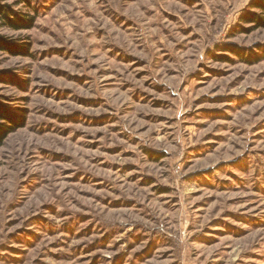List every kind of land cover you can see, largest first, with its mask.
I'll use <instances>...</instances> for the list:
<instances>
[{
  "label": "rangeland",
  "instance_id": "rangeland-1",
  "mask_svg": "<svg viewBox=\"0 0 264 264\" xmlns=\"http://www.w3.org/2000/svg\"><path fill=\"white\" fill-rule=\"evenodd\" d=\"M1 127L0 264H264V0H0Z\"/></svg>",
  "mask_w": 264,
  "mask_h": 264
},
{
  "label": "trees",
  "instance_id": "trees-1",
  "mask_svg": "<svg viewBox=\"0 0 264 264\" xmlns=\"http://www.w3.org/2000/svg\"><path fill=\"white\" fill-rule=\"evenodd\" d=\"M5 18L8 20L6 15H5ZM31 22H32V20L29 21V23H31ZM9 25H11L13 28H16V29L25 28L24 20L19 19L18 17H16L15 19H12V21H9ZM6 134H7L6 128L4 129V127H1L0 128V145L2 144L3 140L5 139Z\"/></svg>",
  "mask_w": 264,
  "mask_h": 264
}]
</instances>
